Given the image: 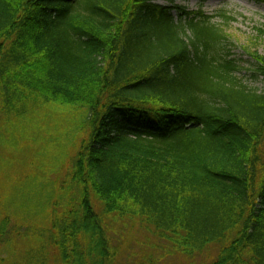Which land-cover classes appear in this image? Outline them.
Returning <instances> with one entry per match:
<instances>
[{"label": "trees", "instance_id": "1", "mask_svg": "<svg viewBox=\"0 0 264 264\" xmlns=\"http://www.w3.org/2000/svg\"><path fill=\"white\" fill-rule=\"evenodd\" d=\"M176 1L0 0V264H118L135 224L264 264V91L237 76L229 16Z\"/></svg>", "mask_w": 264, "mask_h": 264}, {"label": "rangeland", "instance_id": "2", "mask_svg": "<svg viewBox=\"0 0 264 264\" xmlns=\"http://www.w3.org/2000/svg\"><path fill=\"white\" fill-rule=\"evenodd\" d=\"M159 2L165 3L164 1ZM175 3L184 7L187 11L202 10L206 14L215 16L223 12L229 16L227 21L217 16L214 18V22L223 25L228 35L226 44L231 52V57L239 60L241 66H243L237 76L248 87L263 92V78L256 79L252 76L253 72L250 68L254 60L250 53L256 52L264 55V35L259 32V29L264 30V4L257 3L254 0H177ZM44 134L45 137H48L46 132ZM40 140L41 137H38V140L35 139V141H25L26 146H28L26 152L31 154L36 164H40V158L43 157L41 154L48 153L47 148L45 150L41 148L46 142ZM11 143H14L13 139H11ZM12 144L11 154L16 153ZM64 168L62 165L58 168V171L62 170L64 172ZM11 171L13 170L11 169ZM60 176L61 173H50V177L55 180ZM17 189L21 188L13 186L11 196ZM11 211H13L12 207ZM116 229L115 231L119 234L117 240L120 248L118 264H136L154 258L157 260L156 264H208L216 256L215 251L206 252L194 258L166 252L164 243L138 224L128 227L121 234L120 227Z\"/></svg>", "mask_w": 264, "mask_h": 264}]
</instances>
